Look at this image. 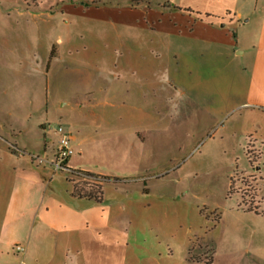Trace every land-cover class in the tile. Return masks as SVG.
Masks as SVG:
<instances>
[{"label":"rangeland","instance_id":"374dc122","mask_svg":"<svg viewBox=\"0 0 264 264\" xmlns=\"http://www.w3.org/2000/svg\"><path fill=\"white\" fill-rule=\"evenodd\" d=\"M28 5L0 14V134L19 162L55 187L101 176L132 218L126 264H264V143L243 104L259 20L214 32L165 0ZM58 125L72 174L50 163Z\"/></svg>","mask_w":264,"mask_h":264},{"label":"crops","instance_id":"0c3cea01","mask_svg":"<svg viewBox=\"0 0 264 264\" xmlns=\"http://www.w3.org/2000/svg\"><path fill=\"white\" fill-rule=\"evenodd\" d=\"M56 1L0 0V14L26 13L30 2L49 11ZM2 3L10 7L3 8ZM165 4L186 11L194 27L199 22L214 32L242 19L259 20L243 104L246 134L253 132L264 143V0H165ZM9 141L0 134V264H126L132 218L125 219L124 208L109 203L103 188L100 202L72 197L70 186L55 187L53 175L45 169L20 163L17 156L24 150ZM70 157L67 165L72 167ZM20 243L24 252L17 255L12 246Z\"/></svg>","mask_w":264,"mask_h":264},{"label":"built area","instance_id":"2783aa9c","mask_svg":"<svg viewBox=\"0 0 264 264\" xmlns=\"http://www.w3.org/2000/svg\"><path fill=\"white\" fill-rule=\"evenodd\" d=\"M55 133L57 134L58 138L56 141L53 159L50 163L53 166L54 171H66L72 174L71 168L67 165L68 158L74 153V150L70 143V137L66 132H64L63 128L60 125L55 128ZM84 172L85 171H78L75 172V174L78 176H82V178L85 179L87 177ZM91 180L102 183V179L99 177L92 178ZM14 250L16 252L23 253L24 247L20 244H15Z\"/></svg>","mask_w":264,"mask_h":264},{"label":"trees","instance_id":"16d2710c","mask_svg":"<svg viewBox=\"0 0 264 264\" xmlns=\"http://www.w3.org/2000/svg\"><path fill=\"white\" fill-rule=\"evenodd\" d=\"M257 153H258V151H257ZM258 154H260V153H258ZM84 174L86 175L87 178H85V180L80 181V182L73 181L71 176H69L67 178V182L70 184L71 196L74 198H77V199H88V200H93L94 202H100L102 199V183L95 182L91 179L97 178V177L102 178V177L99 175H94V174L87 172V171H85ZM233 191H234V189L231 185L229 192L232 193ZM241 195H242V199L243 198L245 199L246 195L245 194H241ZM258 196H260V195H257L256 193L253 194V197H251L250 202L254 203V202L258 201V199H257ZM261 200H262V198L259 201L261 202ZM248 209L252 210V206L249 207Z\"/></svg>","mask_w":264,"mask_h":264}]
</instances>
